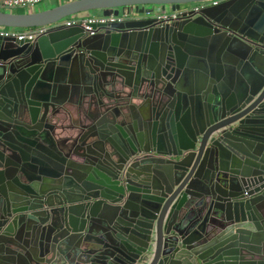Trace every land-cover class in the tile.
Listing matches in <instances>:
<instances>
[{
  "label": "water",
  "instance_id": "water-1",
  "mask_svg": "<svg viewBox=\"0 0 264 264\" xmlns=\"http://www.w3.org/2000/svg\"><path fill=\"white\" fill-rule=\"evenodd\" d=\"M210 1L0 10L51 26L0 30V264H264V0Z\"/></svg>",
  "mask_w": 264,
  "mask_h": 264
},
{
  "label": "built area",
  "instance_id": "built-area-1",
  "mask_svg": "<svg viewBox=\"0 0 264 264\" xmlns=\"http://www.w3.org/2000/svg\"><path fill=\"white\" fill-rule=\"evenodd\" d=\"M42 0H0V10L13 12L17 9H25L34 11V9L41 3ZM204 3L202 2L199 5H196L195 9L199 6H202ZM211 4H215L216 0H211ZM174 16V15H173ZM126 12L119 13L117 16H103L99 15H90L88 17L80 18L78 16H71L69 18L64 19L60 24L71 26L80 24L82 25L88 32V34H93L95 32V28H92L91 25H102L106 23H113L116 21H124L127 19ZM165 17V16H164ZM58 23L53 24L52 26H57ZM51 26H39L33 27L25 30H15V29H0L2 35H9L16 37L19 40L28 39L32 40L39 35L44 34Z\"/></svg>",
  "mask_w": 264,
  "mask_h": 264
},
{
  "label": "crops",
  "instance_id": "crops-1",
  "mask_svg": "<svg viewBox=\"0 0 264 264\" xmlns=\"http://www.w3.org/2000/svg\"><path fill=\"white\" fill-rule=\"evenodd\" d=\"M65 1H69V0H42L38 6H42L43 8L40 10H43V9L51 8L57 4H61L62 2H65ZM36 10H38V9L35 8L34 11H36ZM90 15H99V13L97 11H90V12L80 13L76 16H78L80 18H84V17H88Z\"/></svg>",
  "mask_w": 264,
  "mask_h": 264
},
{
  "label": "trees",
  "instance_id": "trees-1",
  "mask_svg": "<svg viewBox=\"0 0 264 264\" xmlns=\"http://www.w3.org/2000/svg\"><path fill=\"white\" fill-rule=\"evenodd\" d=\"M29 11H30V10L17 9V10H14L13 12H19V13H22V12H29ZM5 29L25 30V29H29V28H5Z\"/></svg>",
  "mask_w": 264,
  "mask_h": 264
},
{
  "label": "rangeland",
  "instance_id": "rangeland-1",
  "mask_svg": "<svg viewBox=\"0 0 264 264\" xmlns=\"http://www.w3.org/2000/svg\"><path fill=\"white\" fill-rule=\"evenodd\" d=\"M38 10H40V9H42L43 7L42 6H38V7H36Z\"/></svg>",
  "mask_w": 264,
  "mask_h": 264
}]
</instances>
